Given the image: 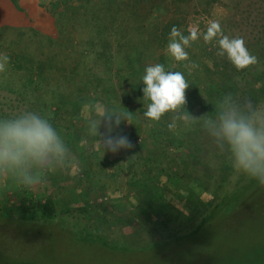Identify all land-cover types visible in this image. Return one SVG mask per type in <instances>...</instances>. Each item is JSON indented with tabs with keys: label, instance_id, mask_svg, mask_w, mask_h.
Returning a JSON list of instances; mask_svg holds the SVG:
<instances>
[{
	"label": "rangeland",
	"instance_id": "rangeland-1",
	"mask_svg": "<svg viewBox=\"0 0 264 264\" xmlns=\"http://www.w3.org/2000/svg\"><path fill=\"white\" fill-rule=\"evenodd\" d=\"M218 1L212 9L191 15L187 28H179L185 36L193 27L201 34L186 48L188 61L177 62L166 49L157 47L152 54L149 50L151 57L145 52L134 71L125 70L121 46L130 32L132 39L140 34L144 39L151 37L149 33L138 34L132 23L128 36L108 35L112 57L106 76L97 72L98 79L91 80L92 73L96 74L91 68L78 79L84 87L82 94L71 84L57 83L74 101L106 107L108 102L110 111L122 116L131 113L113 135L127 136L133 147L103 156L87 122L75 118L82 111L76 113L78 116L59 113L51 123L63 138L67 128L72 129L77 141L68 147L77 163L45 173L43 182L32 186H24L12 176H0V264H264V186L251 184L252 179L235 171L226 151L211 139L202 140L206 133L193 143L186 139V134H196L200 124L186 125L178 119L170 128L172 112L158 122L145 119L150 101L144 99V104H139L128 89L143 85L145 68L159 63L166 71L182 72L189 84L181 112L194 117L205 113L215 116L217 102L229 93L239 102L264 108V0H240L235 8L233 0ZM105 5L102 0H0V53L13 58L14 49L21 52L18 56L38 59L43 50V57L56 53L78 65L82 61L79 42L85 43L92 28L85 26L84 19L96 17ZM170 13L174 15V9L148 16L149 31L160 32L172 17ZM212 19L220 21L225 35L243 38L258 63L233 71L226 56L217 55V41H203ZM14 20L21 25L14 27ZM72 35L74 43L66 40ZM48 39L59 41L60 47ZM127 53L125 59H135L129 55L132 51ZM85 61L94 68L102 62L93 55ZM190 62L198 67L186 68ZM99 66L96 69L103 71L104 66ZM25 75L18 70L11 73L8 66L0 73V118L24 111L46 114L51 86L23 89ZM88 77L90 81L85 82ZM98 131L103 134L105 129L101 126ZM161 137L168 142V153L163 151ZM186 151H190L191 179L181 178L179 170L183 164L180 154ZM234 188L238 198L225 199L233 197ZM49 198L53 211L47 220L36 206ZM222 200L223 207L211 218L202 219L203 213ZM34 212L38 215L32 219L24 217Z\"/></svg>",
	"mask_w": 264,
	"mask_h": 264
},
{
	"label": "clouds",
	"instance_id": "clouds-1",
	"mask_svg": "<svg viewBox=\"0 0 264 264\" xmlns=\"http://www.w3.org/2000/svg\"><path fill=\"white\" fill-rule=\"evenodd\" d=\"M200 31L193 27L185 36L173 26L166 46L167 54L177 62L188 61L186 48L200 38ZM216 40L218 56L228 59L237 71L258 63L241 37L225 35L220 21L208 22L203 41L209 44ZM9 56L0 53V73L7 70ZM186 68L195 69L198 65L190 62ZM143 99L150 101L144 117L158 122L168 112L175 113L170 128L180 119L186 125L200 124L202 130L221 151L229 154L235 171L255 180L264 186V108L251 102H239L229 93L216 105L215 116L207 113L194 117L179 110L185 109L186 90L189 84L180 71H166L163 64H153L145 68ZM89 112V134L96 137V144L106 152L118 153L130 150L131 141L115 130L122 122L130 119L131 113L124 116L110 111L103 104H86ZM103 126L105 132L98 130ZM74 159L66 141L50 122L49 118L33 111H24L14 117L0 119V176H12L24 186H32L44 180L45 173L73 167Z\"/></svg>",
	"mask_w": 264,
	"mask_h": 264
},
{
	"label": "trees",
	"instance_id": "trees-1",
	"mask_svg": "<svg viewBox=\"0 0 264 264\" xmlns=\"http://www.w3.org/2000/svg\"><path fill=\"white\" fill-rule=\"evenodd\" d=\"M237 1L238 3L240 2V0L231 1V6L235 8L237 6ZM102 2H105L106 5L96 12V17H93L92 19H84V22L86 24L85 26L92 28L90 30L91 32L89 34V38L85 41V43L82 44L81 42H79L80 44L78 46L80 48L79 51L82 56V61H80L78 65L72 62V60H69L67 62L65 58H61L56 53L47 57H43V55L45 54L43 50L40 52L42 54L41 58L38 59L26 58L25 55L18 56L21 54V52L17 53L14 49L11 55L16 56L13 58L9 57L10 59L7 65L9 67V71H11V73L13 72V70L24 71L26 74L23 80L21 81V86L23 89L36 91L42 88L43 85L51 86L49 88L50 95H52L51 103L46 111V114L42 112V115L48 117L50 122L52 123L57 120L55 118L60 115L59 113L66 112L70 115H74L77 112L82 111V115L78 116L76 114L78 118H75L83 121V123H85L86 121V125H88L89 112L84 107L85 102H82L79 99L74 101L73 99L68 98L67 94L64 93V91L57 85V83L62 81L63 86H65V84L67 86L71 84L72 86H75L76 92L82 94V92L84 91V87L81 86V83H78V79L82 80L83 75L85 73H89L91 71V68L94 69L96 72V74L92 73V75L94 76L91 77V80L98 79L97 72L101 73L102 77L106 76V66H111L110 60L112 57L110 55L111 45L110 40L108 38L110 32L113 34H117L118 36L121 35V37L125 34L126 36H128V28L133 23L132 26L134 27V29L136 28L135 31L138 32V34H140V32H144L143 34L149 33L151 35V37H149L148 39H144L142 34H140L141 36L139 35L137 39H132L129 38V36L131 35L130 32L129 36L127 37V42L124 43L123 46H121L123 51L125 52L123 53L122 51V53L124 54V60L122 62H124V65L126 67L125 70L131 69V71H134L136 69L135 66L139 67L140 59L143 57L145 52L146 54H148V56L151 57L153 48L159 47V49H166V46L169 41V33L173 26H176L178 29L187 28L188 18L191 15H200L201 13L212 9L214 5L219 3L218 0H102ZM173 9L175 14L173 15L170 13L172 17L169 19L168 23L162 27L160 32H158L157 29H154L153 32L149 31V27L146 26V24L148 23V16L152 17V15L154 14L161 15L164 12L169 13L173 11ZM74 13L76 14V12ZM174 16H176V19L174 18ZM72 38L73 35L72 37L67 36L66 40L73 41ZM50 42L52 43L54 42V40L48 39V43ZM72 43H74V41ZM53 44H56L57 47H60L59 45H61L59 44V41L54 42ZM155 44L157 45L153 47ZM72 45L71 43L68 44V46L74 48V46ZM41 48L42 46H40V50ZM126 50L132 51V54L129 55H133L137 60L133 59L132 57H130L129 59H125L128 56V53L126 54ZM149 50L151 51V54L149 53ZM92 55L96 56L97 60L99 59L100 61H102L100 66H104V68H102V70L104 69L103 71H98L96 69L99 64L96 65L97 67L95 68L94 66L91 67L87 65L88 63L85 61V59ZM232 70L235 71L236 69L233 68ZM27 71L29 72V74L27 73ZM118 71L119 69L116 72L118 73ZM131 71H127V73H130ZM122 73H124V71L120 72V74ZM101 75H99V77H101ZM118 78L125 80V78H122L121 75H118ZM89 81L90 77H88L85 82ZM108 81H110V78ZM143 86L144 85H137L136 89L133 87L128 88L130 92L135 96V98L139 100V104L141 105L144 104L142 91ZM106 104V108L111 107V104H108V102ZM31 109L35 111L37 110V108H34L32 106ZM86 113L88 114V118L85 117ZM0 119H3V117H1ZM56 127H59V125H56ZM73 131L76 130L74 129ZM195 131L196 134L190 133L189 136L186 134V139H192V143L194 142V140L205 134L201 127L195 128ZM200 131L203 132L201 135L198 136ZM209 139L210 138L207 135H204L202 140ZM64 140L66 141L67 145L72 142L74 143L76 140L73 136L72 129H69V127L67 128L66 134L64 135ZM161 140V146L164 149L163 151L168 153V142L165 141L164 137H161ZM189 156L190 151H186V153L180 154V157L183 160V164L180 166L181 168L179 170L183 172H181V178L184 179H191L190 175L192 174V172L190 171V168L192 166L188 161ZM204 181H206V179H202V182ZM255 182V180H252L251 184ZM203 186H205V184H203ZM219 188L221 190L222 185H220ZM234 191L236 192L237 188H234L233 190V197L228 196L225 199H237L238 195H235ZM223 202L224 200H222V202L214 204L212 210L208 209L206 213H203L202 219L206 220L208 218H211L217 208L223 207ZM52 203V200L49 198L43 205L36 206L37 211L40 212L39 215L47 220H50L52 218ZM34 215L38 214L34 212L24 217L28 220L32 219Z\"/></svg>",
	"mask_w": 264,
	"mask_h": 264
},
{
	"label": "crops",
	"instance_id": "crops-1",
	"mask_svg": "<svg viewBox=\"0 0 264 264\" xmlns=\"http://www.w3.org/2000/svg\"><path fill=\"white\" fill-rule=\"evenodd\" d=\"M11 3V2H10ZM3 15H4V17L6 16L7 17V14H6V12H5V14L3 13ZM22 19V18H21ZM4 19L2 18V21H3ZM14 27H19V25H21V24H16V21L14 20Z\"/></svg>",
	"mask_w": 264,
	"mask_h": 264
}]
</instances>
